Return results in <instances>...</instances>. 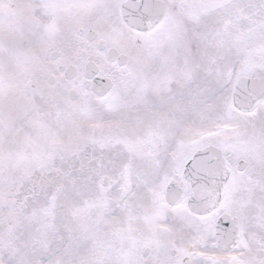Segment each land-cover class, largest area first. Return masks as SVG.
Wrapping results in <instances>:
<instances>
[{
	"label": "snow or ice",
	"instance_id": "6c2138e0",
	"mask_svg": "<svg viewBox=\"0 0 264 264\" xmlns=\"http://www.w3.org/2000/svg\"><path fill=\"white\" fill-rule=\"evenodd\" d=\"M0 264H264V0H0Z\"/></svg>",
	"mask_w": 264,
	"mask_h": 264
}]
</instances>
